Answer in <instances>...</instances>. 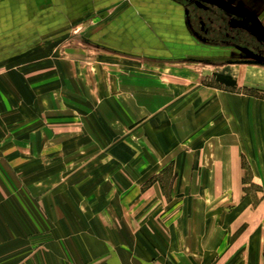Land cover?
Masks as SVG:
<instances>
[{
	"label": "rangeland",
	"instance_id": "1",
	"mask_svg": "<svg viewBox=\"0 0 264 264\" xmlns=\"http://www.w3.org/2000/svg\"><path fill=\"white\" fill-rule=\"evenodd\" d=\"M92 20L0 57V264H93L88 255L80 257L89 263L77 257L94 247L85 235L103 240L108 234L100 232L98 221L104 230V219H113L111 232L122 238L130 217L125 213L134 214L135 229L146 218L142 211L160 208V192L205 191L207 185L191 183L204 174L195 162H209L214 171L222 161L241 162L249 182V166L264 160V152L252 150L189 151L187 132L160 130V93L167 88L146 82L148 77L166 81L174 70L182 76L174 93L185 92L193 77L188 65L196 64L212 75L204 79L208 83L219 84L220 73L214 71L224 67H255L264 85V56L243 50L227 54L190 29L195 37L190 45L183 36L164 43L187 56L113 51L92 40ZM237 74L242 75L228 74L233 90ZM242 187L264 191L258 183ZM81 209L88 212L82 215Z\"/></svg>",
	"mask_w": 264,
	"mask_h": 264
},
{
	"label": "crops",
	"instance_id": "2",
	"mask_svg": "<svg viewBox=\"0 0 264 264\" xmlns=\"http://www.w3.org/2000/svg\"><path fill=\"white\" fill-rule=\"evenodd\" d=\"M245 1L249 7L264 2ZM121 6L116 14L113 9ZM88 17L93 19L92 40L123 53L142 56L160 50L163 59L165 52L177 53L175 45L166 49V40L173 44L183 36L190 45L195 38L180 0H0V57ZM188 68L193 77H189L188 90L178 94L174 92L182 76L174 70L166 81L160 76L146 79L148 85L156 81L160 88H167L164 95L160 93V130L168 127L187 132L189 151L264 152V85L258 78L261 70L224 67L214 71L220 73V81L212 84L204 80L211 74L202 67L192 64ZM250 71L257 77L250 78ZM229 72L242 73L236 75L237 90L230 86L233 79ZM93 96L98 99V92ZM110 97L108 103L114 105ZM219 164L216 167L220 171H214L209 162H195L204 174L190 178L191 183L207 185L205 191L160 192V208L142 211L146 218L138 221L135 229L134 214L125 213L130 217L124 220L128 229L122 238L111 232L113 219H104V230L98 221L100 232L108 234L103 240L99 235H85V241L93 238L95 244L92 250L79 252L77 262L89 263L86 257L83 261L80 257L88 255L93 264H264V191L245 192L242 187L247 183L264 185V160L249 166V182L241 162ZM79 212L83 215L88 211ZM115 212L108 215H117Z\"/></svg>",
	"mask_w": 264,
	"mask_h": 264
},
{
	"label": "flooded vegetation",
	"instance_id": "3",
	"mask_svg": "<svg viewBox=\"0 0 264 264\" xmlns=\"http://www.w3.org/2000/svg\"><path fill=\"white\" fill-rule=\"evenodd\" d=\"M187 24L199 38L220 45L227 54L243 51L264 56V2L253 7L247 1L182 0Z\"/></svg>",
	"mask_w": 264,
	"mask_h": 264
}]
</instances>
